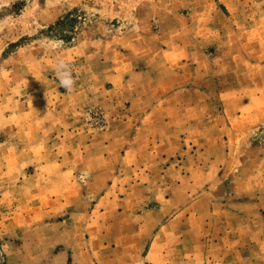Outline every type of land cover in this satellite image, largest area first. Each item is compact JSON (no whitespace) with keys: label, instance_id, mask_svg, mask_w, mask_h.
I'll return each instance as SVG.
<instances>
[{"label":"rangeland","instance_id":"obj_1","mask_svg":"<svg viewBox=\"0 0 264 264\" xmlns=\"http://www.w3.org/2000/svg\"><path fill=\"white\" fill-rule=\"evenodd\" d=\"M0 264H264V0H0Z\"/></svg>","mask_w":264,"mask_h":264}]
</instances>
